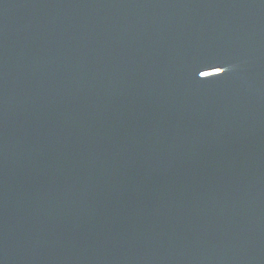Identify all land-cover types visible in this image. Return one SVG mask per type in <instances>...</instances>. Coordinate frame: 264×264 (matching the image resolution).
<instances>
[{
	"label": "water",
	"instance_id": "1",
	"mask_svg": "<svg viewBox=\"0 0 264 264\" xmlns=\"http://www.w3.org/2000/svg\"><path fill=\"white\" fill-rule=\"evenodd\" d=\"M0 264H264V0H0Z\"/></svg>",
	"mask_w": 264,
	"mask_h": 264
}]
</instances>
